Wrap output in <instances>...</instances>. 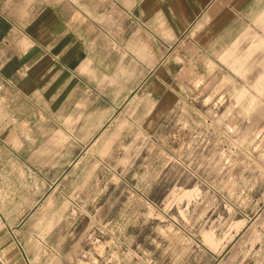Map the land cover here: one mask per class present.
I'll return each instance as SVG.
<instances>
[{
  "label": "rangeland",
  "instance_id": "rangeland-1",
  "mask_svg": "<svg viewBox=\"0 0 264 264\" xmlns=\"http://www.w3.org/2000/svg\"><path fill=\"white\" fill-rule=\"evenodd\" d=\"M257 26L222 57L182 62L176 105L160 126L136 115L113 127L83 162L84 184L20 238L23 264H264Z\"/></svg>",
  "mask_w": 264,
  "mask_h": 264
},
{
  "label": "crops",
  "instance_id": "crops-1",
  "mask_svg": "<svg viewBox=\"0 0 264 264\" xmlns=\"http://www.w3.org/2000/svg\"><path fill=\"white\" fill-rule=\"evenodd\" d=\"M259 21L264 0H0L3 261L23 264L20 238L113 127L161 125L187 57H222Z\"/></svg>",
  "mask_w": 264,
  "mask_h": 264
}]
</instances>
